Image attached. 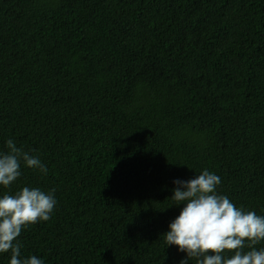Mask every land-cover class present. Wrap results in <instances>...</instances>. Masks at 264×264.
Wrapping results in <instances>:
<instances>
[{"label": "trees", "instance_id": "obj_1", "mask_svg": "<svg viewBox=\"0 0 264 264\" xmlns=\"http://www.w3.org/2000/svg\"><path fill=\"white\" fill-rule=\"evenodd\" d=\"M9 139L47 174L22 164L0 197L57 201L22 257L181 264L174 181L207 169L264 216V0H0V152Z\"/></svg>", "mask_w": 264, "mask_h": 264}, {"label": "clouds", "instance_id": "obj_2", "mask_svg": "<svg viewBox=\"0 0 264 264\" xmlns=\"http://www.w3.org/2000/svg\"><path fill=\"white\" fill-rule=\"evenodd\" d=\"M0 152V187L10 188L20 176L21 165L47 174L38 156L9 139ZM171 200L183 205L163 235L167 247L186 253L181 264H264V216L237 207L218 194L221 178L207 169L187 181L176 180ZM54 191V190H53ZM54 195L23 187L0 197V254L10 253V264H44L36 255H21L18 238L31 225L46 222L56 207Z\"/></svg>", "mask_w": 264, "mask_h": 264}]
</instances>
